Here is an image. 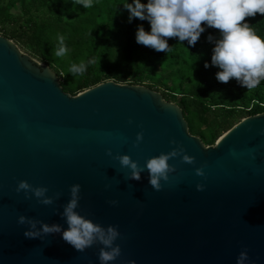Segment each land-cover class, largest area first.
<instances>
[{
    "label": "water",
    "instance_id": "1",
    "mask_svg": "<svg viewBox=\"0 0 264 264\" xmlns=\"http://www.w3.org/2000/svg\"><path fill=\"white\" fill-rule=\"evenodd\" d=\"M177 147L194 164L170 159L175 171L160 191L147 170L130 180L116 159L128 155L144 167ZM20 181L47 188L53 204L25 199ZM75 184L76 211L117 227L115 264H237L245 249L246 264H264V114L207 147L161 93L107 82L72 96L50 66L0 36V264H99V244L81 253L59 233L27 239L18 224L23 215L66 229L62 213Z\"/></svg>",
    "mask_w": 264,
    "mask_h": 264
},
{
    "label": "trees",
    "instance_id": "2",
    "mask_svg": "<svg viewBox=\"0 0 264 264\" xmlns=\"http://www.w3.org/2000/svg\"><path fill=\"white\" fill-rule=\"evenodd\" d=\"M5 1L9 9L22 7L18 22L24 21L5 37L30 49L40 62L50 66L66 93H83L109 81L126 84L128 75L131 81L127 84L162 91L166 101L182 93L179 106L190 134L199 136L205 145L216 144L244 120L246 113L248 118L262 113L264 81L253 89L242 88L235 80L221 84L215 79L219 69L204 68L206 62L210 64L214 47L207 37L218 39L219 30L207 28L195 47L171 38L168 43L172 50L166 54L136 43L137 28H150L147 21L133 19L129 23V13L122 6L131 0H93L89 9L73 0H0V7ZM41 12L46 16L39 19L35 14ZM244 22L264 37V16L257 14ZM60 36L68 51L58 57L55 53ZM82 63L86 71L73 74L71 67ZM204 127L206 130H201Z\"/></svg>",
    "mask_w": 264,
    "mask_h": 264
},
{
    "label": "clouds",
    "instance_id": "3",
    "mask_svg": "<svg viewBox=\"0 0 264 264\" xmlns=\"http://www.w3.org/2000/svg\"><path fill=\"white\" fill-rule=\"evenodd\" d=\"M73 3L84 9L93 7V0H73ZM122 7L129 13V23L133 19H138L149 24V31H145L143 25L137 28L135 41L138 45L167 54L172 50L168 43L169 39L178 38L177 43L183 44L187 41L189 47H195L207 28L216 29L219 30L218 39L212 35L207 37L208 42L214 47L210 64L206 62L204 68L208 69L211 66L219 69L215 73V79L221 84L235 80L240 87L253 89L264 81V37L257 35L253 28L244 22L247 17H255L257 14L264 16V0H147V3L131 0V3L126 2ZM202 24L205 26L202 27ZM59 43L60 47L55 54L61 57L68 51L64 46L63 36L59 37ZM86 67L82 63L73 65L70 70L73 74H83ZM142 139L143 134H137L134 146H138ZM107 155L111 156V151H108ZM177 156L182 157L183 162L187 164H194L193 158L184 154L180 147L167 154L150 158L144 167L138 166L128 155H120L116 159L121 168L129 170L130 180L139 182L141 173L147 170L149 185L155 191H160L162 182L168 183L170 174L175 171L168 161ZM196 175L203 177V168H197ZM197 190L203 191V185L198 184ZM16 191L17 193L23 191L25 199L35 197L36 201L44 206H50L54 202L47 196V188L32 187L27 181H20ZM80 191L79 184L72 185L69 189L70 199L62 213L66 229H62L60 225H49L21 215L18 224L26 226L27 229L23 235L27 239H41L42 236L59 233L64 242L81 253L99 244L101 246L99 264H115L121 256V248L116 244L120 239V233L117 227L104 228L76 211L79 207ZM59 195L56 194L57 199ZM110 203L115 205L117 202ZM248 259L245 249L239 254L237 264H246Z\"/></svg>",
    "mask_w": 264,
    "mask_h": 264
},
{
    "label": "rangeland",
    "instance_id": "4",
    "mask_svg": "<svg viewBox=\"0 0 264 264\" xmlns=\"http://www.w3.org/2000/svg\"><path fill=\"white\" fill-rule=\"evenodd\" d=\"M45 14H46V12H41V14H35V15H39V19H41V18H44L46 16ZM22 16H23V9H22L21 6L15 8V9H9L8 6H7V1H5L2 4V6L0 7V36L5 37L6 34L10 33L14 29H17L20 26H22L24 24V21H19L18 22V18H20ZM7 17H11L12 19L7 20ZM6 38H8V37H6ZM13 42H15L20 47V49L22 50L23 53L30 55L36 61H38L39 63L43 64L42 62H40L34 56V54L32 53V51L30 49H28V48L20 45L16 41H13ZM128 78H129L128 79V82H130L131 81L130 75H128ZM111 82H116V81H111ZM116 83H118V82H116ZM127 83L126 84L119 83V84H121V85H129ZM147 83H151L152 84V82H147ZM161 88H163V87H161ZM159 93H162V91H160ZM79 94H81V93L80 92L71 93L72 96H77ZM174 96H171V98L167 102H170V103H173V104H176V105L179 106L180 105V102H181V98L184 97V96H182V93H179V95H176V97H174ZM262 107H264V105H262ZM250 110H248L247 112H249ZM261 114H264V108H263ZM246 118H248V113H246L244 115V119H246ZM238 122H239V120H236V123H238ZM201 130L205 131L206 129L204 127ZM196 137H199V136H196ZM214 145H206V146L207 147H210V146H214Z\"/></svg>",
    "mask_w": 264,
    "mask_h": 264
}]
</instances>
